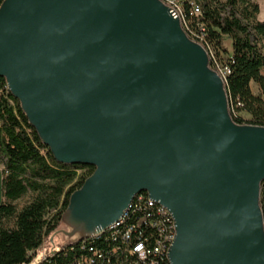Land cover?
I'll return each instance as SVG.
<instances>
[{
  "label": "water",
  "instance_id": "water-1",
  "mask_svg": "<svg viewBox=\"0 0 264 264\" xmlns=\"http://www.w3.org/2000/svg\"><path fill=\"white\" fill-rule=\"evenodd\" d=\"M0 78L57 163L93 170L61 216L69 246L145 193L173 218L170 264H264V127L233 121L160 0H3Z\"/></svg>",
  "mask_w": 264,
  "mask_h": 264
},
{
  "label": "trees",
  "instance_id": "trees-1",
  "mask_svg": "<svg viewBox=\"0 0 264 264\" xmlns=\"http://www.w3.org/2000/svg\"><path fill=\"white\" fill-rule=\"evenodd\" d=\"M189 2L199 6L198 14L187 16L189 30L202 36L203 47H209L218 61L229 66L225 91L231 118L237 124L264 127V122H245L239 115L253 116L262 107L260 95H254L250 89L264 68V22L256 20L258 5L252 0ZM189 10L186 3V14ZM226 39L230 40V51L225 46ZM0 165V264H73L88 256L90 247L104 256L96 264H112L109 252L117 244L106 240L105 235L70 246L56 236L62 228L61 216L69 196L93 170L57 163L1 78ZM29 193L32 200L18 211L14 203ZM260 206L264 218V182L260 188ZM50 237H55L53 243L40 256L44 242Z\"/></svg>",
  "mask_w": 264,
  "mask_h": 264
},
{
  "label": "built area",
  "instance_id": "built-area-1",
  "mask_svg": "<svg viewBox=\"0 0 264 264\" xmlns=\"http://www.w3.org/2000/svg\"><path fill=\"white\" fill-rule=\"evenodd\" d=\"M160 1L174 17L179 19L184 32L189 33L190 39L203 47V37L191 32L186 21L187 16L199 13V6L194 2H189V0ZM186 3L190 9L188 14L185 11ZM205 50L212 70L225 84L230 73L229 66L218 61L209 47ZM104 235L106 240H111L117 244L109 252L112 257V264H170L167 254L175 238L173 218L167 209L153 202L145 193L133 198L116 223L105 230L97 231L95 236L83 240V243L97 240ZM88 253V256L75 261L73 264H96L104 257L93 247L88 249Z\"/></svg>",
  "mask_w": 264,
  "mask_h": 264
},
{
  "label": "rangeland",
  "instance_id": "rangeland-1",
  "mask_svg": "<svg viewBox=\"0 0 264 264\" xmlns=\"http://www.w3.org/2000/svg\"><path fill=\"white\" fill-rule=\"evenodd\" d=\"M252 2L256 3L259 8V12L256 15V20L264 22V0H252ZM225 46L230 51L231 48V43L230 40L226 39L225 40ZM226 56L221 55V59H225ZM250 89L254 95H260L261 100H262V107L255 113V115H247L244 113H240L239 115L242 117L243 121L245 122H264V68L261 69L260 71V78L256 83H251ZM257 126V125H255ZM1 170L2 166L0 165V203L2 202V195H1ZM33 198V195L31 193L27 194L23 198L19 199L14 203L16 206L17 210L19 211L23 206L28 204ZM63 229V226L61 230ZM59 239V241H64V238L62 234H57L56 235ZM55 237H50L49 241L44 242L42 249L40 250V256H44L46 254V250L48 249V245L53 243Z\"/></svg>",
  "mask_w": 264,
  "mask_h": 264
}]
</instances>
